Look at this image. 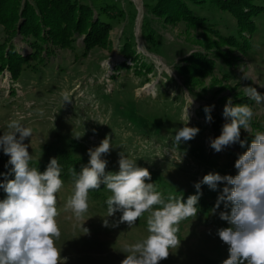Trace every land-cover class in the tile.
<instances>
[{"label": "rangeland", "instance_id": "1", "mask_svg": "<svg viewBox=\"0 0 264 264\" xmlns=\"http://www.w3.org/2000/svg\"><path fill=\"white\" fill-rule=\"evenodd\" d=\"M71 1L78 10L72 6L61 10L56 1L40 11L36 0H6L0 16V136L9 131L12 120L30 127L33 135L24 141L32 155L30 167L42 168L48 165L47 150L55 147H65L88 162V150L108 136L112 149L102 157L108 161L106 174L118 173L119 153L123 152L138 167L149 170L148 181L155 182L157 191L166 196L196 195L194 185L209 173L235 176L238 155L247 150L257 131L264 132V102L257 104L244 91L253 87L264 95V18L251 52L245 53L238 42L231 43L237 39L239 24L228 13L193 10L209 18L211 25L201 28L175 10L168 17L153 12L159 0ZM101 8L109 9L108 14ZM88 11L91 24L84 20ZM23 12L31 16L33 22L28 25L36 27L41 37L46 38L48 32L52 38L58 35L63 22L69 29L78 22L83 33H76L65 45L44 41L37 54L32 47L34 36L24 38L19 33L25 18L22 23L12 22L16 13ZM43 18L47 19L43 22ZM56 18L61 24L51 25ZM9 19L10 26L5 24ZM99 19L105 26H97ZM91 30L93 42L86 39ZM11 46L20 58L12 57ZM65 96L70 102H65ZM229 98L234 106L253 109L249 133L241 128V140L248 143L216 153L210 142L228 122L222 113ZM212 105L209 123L204 108ZM185 125L200 131L175 147L172 139ZM9 159L0 149V176L14 179V174L9 175ZM62 180L64 186L56 194L61 230L56 246L61 257L67 258L66 264H121L127 255L124 246L147 237L149 214L132 228L118 224L122 213L108 217L104 202L110 193L105 189L97 195L89 192L88 211L77 221L65 211L74 182ZM224 186L218 184L213 191L201 185L200 191L209 189L205 199L211 202L179 224L180 244L160 264H223L229 258V246L217 233L230 227L220 219V213H230V207L221 204L213 211Z\"/></svg>", "mask_w": 264, "mask_h": 264}, {"label": "clouds", "instance_id": "2", "mask_svg": "<svg viewBox=\"0 0 264 264\" xmlns=\"http://www.w3.org/2000/svg\"><path fill=\"white\" fill-rule=\"evenodd\" d=\"M244 91L257 104L264 102V95L256 88L246 87ZM64 100L70 102L67 96ZM214 107L204 108L206 122H212ZM222 115L228 122L222 126L221 134L211 140L210 147L216 153L237 143L244 148L248 142L241 140V128L249 133L253 109L248 105L234 106L229 98ZM186 125L176 131L172 139L175 147L191 141L200 131ZM7 127L9 131L0 136V149L10 157L8 164L12 168L9 175L14 174V179L0 183L6 193V198L0 201V264H61V261L66 264L67 258L61 257V249L56 246L61 237L56 220L59 214L56 194L64 186L58 159L51 158L43 173L30 167L32 155L24 141L32 137V129L16 120L10 121ZM111 149V138L106 136L98 147L88 150V164L79 174L74 168L69 169L74 188L65 211H70L77 221L82 220L88 211L89 192L104 185L110 193L106 199L108 217L122 213L118 224L127 223L132 228L147 212L148 235L142 241L124 246L123 252L127 255L121 264H160L166 260L170 249L180 244L177 236L179 224L197 215L201 185L215 191L221 183L225 186L213 211L221 204L225 209L230 207V213H220V219L230 227L219 229L217 233L229 246V258L223 264H264V132L257 131L247 150L238 155L235 176L205 175L194 185L197 194L190 195L186 203L182 197L177 199L172 195L165 200L155 184L146 183L151 180L149 170L138 167L123 152L119 153L118 173L106 174L108 161L102 157L110 154ZM83 225L81 227L87 232ZM104 226H109L107 219H104Z\"/></svg>", "mask_w": 264, "mask_h": 264}, {"label": "trees", "instance_id": "3", "mask_svg": "<svg viewBox=\"0 0 264 264\" xmlns=\"http://www.w3.org/2000/svg\"><path fill=\"white\" fill-rule=\"evenodd\" d=\"M58 2L59 6L63 8V9H71L73 7L72 5V1L71 0H36L37 4L40 6V11L43 9V7L48 3L49 7H52V3L54 2ZM6 0H0V16H1V12L3 11L4 7L6 6ZM72 6V7H70ZM190 6V7H189ZM191 6L193 7L191 9ZM56 7V6H55ZM75 10H78V6L77 7H73ZM61 9V10H63ZM199 10V11H204L207 12L206 14H210L211 12H221V13H228L230 15H232L235 20H237V23L239 24L237 27V35H236V41H232L231 43H235L238 42L239 46L241 48L242 51L246 52H251L249 51L250 48H252V40L255 36H258L260 33V22L261 20L264 18V0H159L158 3L156 4V6L152 7L151 10L157 14H165V17H168L171 15L172 12H174L173 10H175L176 14H180V15H184L185 17H187L193 25L199 26L201 28H205L207 25H211L209 18L206 17L207 15H203V13L201 15H197L194 14L193 10ZM79 10H82L79 6ZM102 12L103 10L105 12H103L104 14H108V10L106 8H101ZM107 10V11H106ZM165 10V11H164ZM49 12H52V8H50L48 10ZM101 13V12H99ZM87 14V18H84V20H86L85 22L91 24L92 23V15L91 13L88 11V13H85V16ZM25 18V23H24V29H21L19 31V33L23 34L22 36L24 38H27V36H34V43H33V50H35V52H37V54L40 53V51L42 50V42L46 41V44H52L51 42H59L62 45L67 44L70 39L72 38L73 35H75L76 33H83L80 31V24L77 22V27L74 29H69L68 28V24L63 22L61 24V19L56 18L55 21H48L51 25L60 23L57 25L62 27L61 31H56L58 32V35H54L53 38L50 36L49 32L47 33L48 36H46V38L41 37L38 35V33H36L37 29L36 27H32L28 25V22H33V20H31V16L26 13L23 12L22 15H19V13H16L12 19V22H19L22 23V18ZM1 19V18H0ZM47 18H43V22L44 20H46ZM50 19V18H49ZM42 20V19H41ZM12 22L10 21V19L8 21L5 22L6 25L10 26V24H12ZM17 24V23H15ZM97 26H105V24L99 19L98 22L96 23ZM16 30V29H15ZM212 30V28H211ZM248 31L249 33H246V31ZM60 32V33H59ZM14 33V38L18 37V29L17 32L13 31ZM251 36L248 38V36ZM50 37V38H49ZM92 36V30L91 32L86 35V39L89 41H94ZM225 39V37H223ZM234 38V37H232ZM231 39H228V42ZM11 50V55L12 57L16 60L17 58H20V54L16 52L15 47L11 46L10 48ZM49 52V51H47ZM33 54V53H32ZM33 56V55H32ZM31 56V57H32ZM30 57V58H31ZM51 158H57L58 159V163L61 167V178L64 180H70L74 182V178L72 176V174L70 173L69 169H73L75 170V172L77 174L80 173L81 169L86 166L88 164V162L85 161L84 158L81 157H76L74 156L71 151L65 147H55L53 149H48L47 150V164H49L50 159ZM41 173H43L46 170L45 168H42L41 166L38 165V167H36ZM10 179V177H8ZM7 178H2L0 176V183H4L5 180ZM146 183H152L150 181H146ZM155 184V182L153 183ZM104 185H101V189L99 190H93L90 191L91 194H95L97 195L99 191H103L105 190ZM218 188V187H217ZM209 189L206 190L205 187L202 188L201 192L202 195L200 196V199L196 205V207L198 208V212L202 211V209L204 208L205 204H209L211 201H207L205 199L206 195L209 194L210 191H208ZM211 190V189H210ZM162 193V192H161ZM165 200H167L168 196H166L165 194H163ZM174 197H176L177 199H179L180 197L183 198V202L186 203L187 201V196H183L180 194H174ZM6 197V193L3 191L2 188H0V201H2L4 198ZM104 201V200H103ZM102 201V202H103ZM105 206L106 205V200H105ZM191 218H188V220H191Z\"/></svg>", "mask_w": 264, "mask_h": 264}]
</instances>
